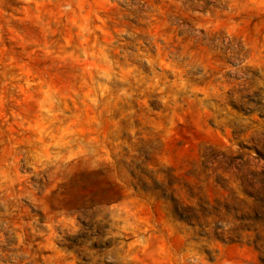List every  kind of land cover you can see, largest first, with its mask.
Segmentation results:
<instances>
[{
  "label": "rangeland",
  "instance_id": "374dc122",
  "mask_svg": "<svg viewBox=\"0 0 264 264\" xmlns=\"http://www.w3.org/2000/svg\"><path fill=\"white\" fill-rule=\"evenodd\" d=\"M1 233L0 264H264V0H0Z\"/></svg>",
  "mask_w": 264,
  "mask_h": 264
},
{
  "label": "bare ground",
  "instance_id": "6f19581e",
  "mask_svg": "<svg viewBox=\"0 0 264 264\" xmlns=\"http://www.w3.org/2000/svg\"><path fill=\"white\" fill-rule=\"evenodd\" d=\"M0 235L4 237V233H1ZM31 263H33V260L32 259H31Z\"/></svg>",
  "mask_w": 264,
  "mask_h": 264
}]
</instances>
